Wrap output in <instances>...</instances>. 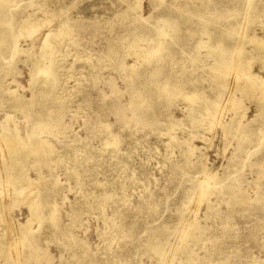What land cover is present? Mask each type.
<instances>
[{
  "label": "rangeland",
  "instance_id": "obj_1",
  "mask_svg": "<svg viewBox=\"0 0 264 264\" xmlns=\"http://www.w3.org/2000/svg\"><path fill=\"white\" fill-rule=\"evenodd\" d=\"M61 1L0 0V125L9 112L3 92L18 83L27 98L33 93V111L43 107L51 113L55 106L61 108L58 120L48 121L45 129L37 131L55 146L53 155L65 142L79 140L75 145L79 162L54 160L50 167L41 164L37 172L27 163L33 159L26 158L22 172L32 183L22 197L13 200L8 198L9 192L19 188L20 182L12 181L17 171L5 167L8 163L2 156L10 155L0 146V155L3 149L5 152L0 159V190L9 199L3 216L22 223L29 214V201L39 197L41 203L55 204L51 225L32 223L35 231L30 239L43 252L36 255L37 264H161L150 249L157 240L165 243L163 253L170 256L169 264H179L182 251L189 264H264V175L255 166L264 156V103L252 95L244 96L243 118L236 130L224 135L216 120L228 122L233 109L217 111L194 124L187 111L190 100L163 90L165 84L174 83L187 84L186 90H198L196 93L216 90L217 82L209 77L218 75L203 70L204 64L226 55L243 59L242 52L253 47L246 38L264 35L261 19L245 16L258 0H203L204 6L188 3L190 0H174L178 4L172 6L173 0H164L156 8L150 0H141L140 20L134 21L116 18L126 0H75L74 10L66 11L70 33L58 44L56 38L48 42L55 80L46 87L29 89L30 55L38 51L42 34L60 20L50 15L59 11ZM26 14H33L34 26L19 25ZM240 25L244 27L241 33H229ZM158 27L166 29L171 38L155 43ZM5 28L10 33L5 34ZM34 29L38 30L30 36ZM71 40L73 44H69ZM4 43H9V51L2 49ZM131 47L135 51L153 49L144 59L132 54ZM214 48L220 51L212 55ZM257 65L253 63L248 72L264 77V70L259 72ZM192 77L196 79L192 81ZM76 89L81 90L77 95L72 91ZM114 106H118L117 112ZM13 117L23 136L27 128H34V122L28 123L20 112ZM104 122L119 138L106 152L99 131ZM170 125L176 141L197 148L189 163L176 143L159 135ZM20 154H24L22 149L15 158ZM67 167L76 172L80 184L66 174ZM203 168L215 175L216 183H208L209 193L200 199L198 213L183 211L188 191L204 179ZM52 170L62 183L60 188L50 184ZM96 180L103 183L111 200L97 197ZM232 191L243 192L246 202L231 206ZM81 196L88 203H83ZM206 196L213 205L207 214ZM190 218L195 219L194 234L187 236L179 249L177 236ZM3 229L1 224L0 232ZM32 249L21 247L20 255ZM0 264L11 263L0 258Z\"/></svg>",
  "mask_w": 264,
  "mask_h": 264
},
{
  "label": "bare ground",
  "instance_id": "obj_2",
  "mask_svg": "<svg viewBox=\"0 0 264 264\" xmlns=\"http://www.w3.org/2000/svg\"><path fill=\"white\" fill-rule=\"evenodd\" d=\"M74 1L75 0H63L59 2L60 3L59 11L54 14L51 13V15L49 14L52 17L57 16L58 19L60 20L54 25L53 28L47 29V31L42 34V38H41L42 42L40 43L38 51L30 55L31 57L30 64H29V76L30 77H29V86H28L29 89H32L33 87H37V86L46 87L47 85L52 84V82L55 80L53 79L55 75V70H52L50 68L54 60H52L48 56L50 55V53L48 52V48H49L48 42L50 38H56L59 40V42H57L58 44L61 42L64 36L70 33V26H69L68 20L66 19V11L74 10L75 8ZM248 1L251 2V0H248ZM124 2H125L124 3L125 6L123 9H120L118 11L116 18H120V19L121 18H131L133 21L138 20V19L140 20L141 0H126ZM150 2L152 6L156 8L157 6H160L164 2V0H150ZM189 2H192L191 4L196 3L197 6L199 5L204 6L203 0H190L188 1V3ZM174 3H175L174 0L170 2L172 6H177L178 3L177 4H174ZM259 4H261L262 7ZM262 4L263 2L261 0L254 2L253 6L251 4L250 8L248 7L247 11L245 12V16H251V15H253L254 17L258 16L261 19L259 22L261 25V29L264 33V5ZM185 5H187V3L182 6H185ZM258 6L260 7L258 8ZM27 14L25 16H27ZM42 15H45V14H42ZM2 16L0 17L3 18ZM32 17H33V14H30L29 16H27V18H23L20 21L19 25L34 26V24L37 21L35 19H32ZM241 25L238 29H233V30L229 29L228 30L229 33H232V34L241 33L242 30H244V27ZM5 26H7V23L5 24ZM37 30L38 29L29 31V35L36 32ZM4 32L5 34H8V32L10 33V29L6 30L5 28ZM156 32L158 34V37L154 39L155 43H158L159 42L158 39L160 38H162V40L166 38H171L167 30L164 29L163 27H158L156 29ZM208 38L210 39V37ZM241 38L242 36L240 37V39ZM246 39L248 43H251L253 45V47L250 50L242 52V55L245 54L243 56L244 57L243 59H232L231 57H229L230 55H226V56H221V60L213 58L211 62L204 64L203 70L208 71L211 74L217 73L218 75V76L211 75L209 77L213 81L217 82L216 90L214 89L213 91H211L210 94H205L204 92H200V91L196 93V91L198 90L195 91L193 89H191L193 90V92H191L190 90H186L188 89V87H186L187 84L174 83V84L164 85L163 90L165 91L167 95L169 93L174 94L176 92V94H180V95L183 94L185 97H187L190 100L191 105L187 109V111L189 112L190 117L192 115L193 117L192 120L194 121L193 122L194 124L205 119L206 116L210 114L211 115L216 114L217 111L220 112L225 108L233 109L234 112H232V115L229 118L228 122L227 121L222 122V121L216 120L217 122L221 124L222 134L226 135L230 133L232 130H236V127H237L236 125H238V122L240 121V119L243 118L245 114L246 108L243 106V103H242L244 96L252 95L257 99L258 102L264 103V77L262 75H259L258 73L248 72V70L252 68L253 63L255 62L256 63L258 62L259 64L257 65L259 67V68L257 67L259 69L258 70L259 72L264 70V35H261L259 37L257 36L247 37ZM1 41L2 39L0 38V42ZM239 42L241 43V41ZM73 43L74 41L72 40L69 41V44H73ZM206 43L207 41L202 40V44L205 45ZM9 46H10L9 43H4L2 46V49H4L5 51L7 50L9 51L10 50ZM12 49L14 50L15 48L12 47L11 50ZM131 49L133 50V52L131 51L132 54H135L136 56H143V58L146 59L147 56L150 54L149 51L152 50L153 48L147 47L146 50L140 49L139 51L137 50L135 51V49L132 47ZM236 49H238L237 50L238 52L239 51L238 46ZM21 51H24V50L19 49V52ZM219 51H220L219 48H214L213 52H210V54L215 55V53H218ZM223 53L220 52L221 55H223ZM210 54L208 53L207 55H210ZM202 56L203 55H201L200 57ZM46 57H49L48 62H46ZM197 60L199 61L200 59L197 58ZM201 62H203V60H201ZM71 68H73V65L71 66ZM129 70L131 71V74L135 75V78L139 77L138 73L136 71H133L134 69L132 66H129ZM126 75L127 77L130 78L129 73H127ZM187 78L188 77H185L184 79H187ZM209 78H203L202 80L205 81ZM195 79H196L195 77H192V81H194ZM14 81L16 82V80ZM14 81H12V83ZM16 84L13 87L6 88L3 92V94L6 95L5 100H6V104H8L9 112H6L4 116V121H3L4 123L0 125V128H1L0 129V146L4 148L10 155L9 157H6L7 155L6 156L3 155L2 159L4 163H8V164H5V167L9 168V166H11L13 167V169L17 171L16 175L12 177V181L17 180V182H20L19 188L13 189L9 192L8 198L11 200L15 199V197L17 198L19 195L22 197L21 195L22 192L24 190H27V188L30 187L32 183V180L30 179V177L26 176L27 174L22 172L21 164L25 163L26 158L33 159V160L28 161L27 163L32 166L34 165L35 170L37 172H38V167L41 164H44L50 167L54 160L56 161L70 160L73 163L81 161L80 153L78 151L77 146H75L76 143H78L79 141L78 139L65 142V144L63 145L64 148L60 151H57V154L53 155L57 150L55 146L48 140L47 136H42L40 134H37L38 130L45 129L47 127L48 121L50 120L56 121L59 119V115L62 112L61 108L55 106L54 111L51 113H47L45 108L43 107H41L39 110L34 109L33 111L32 109L34 106V102L32 101L33 93L31 94L29 98H27L23 94L24 87L20 85H18L17 87ZM209 88H212V87L209 86ZM20 90H22L23 92H21ZM72 91L73 93H75V95H77L79 94V91L81 90L76 89ZM114 107L116 109L113 108V110L117 112L118 106H114ZM16 112H20L25 117L24 119L28 123H30V121L34 122V125H33L34 128L32 127L27 128L24 133V136L21 134L18 128V122L14 121L13 114ZM1 123H2V120H1ZM172 126L173 125H170V127L167 126L161 129L159 131V135L165 136L168 142L176 143V145H178L180 148V153H181L183 160L186 163H189L191 161V156L194 150L197 148L194 147L193 145L191 146L189 144H185L184 141H179V140L176 141V137L174 133L171 132L173 129ZM99 131H101L104 135L103 137L104 138L103 139L104 151L106 152V151L113 149L117 145L119 138L116 134L111 132V130L109 129V124L107 122L102 123ZM62 142H64V140ZM4 149L2 151L3 153H5ZM21 149L22 151H24V154L23 155L20 154V157H18V159L15 158L14 155H16L17 152L21 151ZM2 152H1V155H2ZM1 155H0V159H1ZM15 164H19L20 167L16 166ZM255 166L258 168V173L260 175H264V156ZM0 169L2 170V167ZM51 173L52 174L50 175V178H54V179L50 180V184L52 186L56 185L54 186V188H60V186H62V183L60 182L59 184L57 182L58 179L54 175L55 172H53V170L51 171ZM66 174H69L70 177L72 176L75 179L76 184H80L79 176L70 167H67ZM202 174L204 177L203 181H201L200 184L190 189L187 195L185 196V200L182 205L183 211L188 209L190 212H193V214L196 213L199 206L203 202L200 199H203L204 195L209 193L208 187L210 186V184L216 183L215 181L216 177L214 174L205 171L204 168L202 170ZM39 176L41 175L39 174ZM209 180H213V182L212 181L209 182ZM1 183L2 182H0V184ZM6 183L7 182H5V184ZM208 183H209V186H208ZM94 184L97 189L98 198H100L101 200H111L112 199V196L103 189L102 182L96 180ZM2 192L3 191L0 190V226L1 224L4 225V229L2 230V232H0V258H2L4 262L6 263L10 262L11 264H30V262L37 264V262L35 261V257L36 255L39 256V254L43 252L40 249H38L36 245L34 244V242L31 241L30 239L31 234L35 231L32 226V223L34 220L38 222L37 226L45 225L46 223H50L51 225V222H52L51 218L53 217V211L55 210L54 209L55 204H52L47 201L46 202L43 201V203H41L39 197L35 202L32 201V203L31 201L28 200L29 203H27V209H28L29 214L26 217L24 222L19 223L11 217L3 216L4 211L6 213V209L9 206L7 202V200L9 199L7 198L6 200V198H4V195L6 194L3 193L4 194L3 195ZM13 194L14 196H12ZM207 196L205 198L207 200L206 214L212 209V206H213L210 203L209 198ZM21 197L20 199H22ZM80 200L83 203H88V199L84 196H81ZM28 201L24 200V202H28ZM245 202H246V196L244 195L243 192H233L232 191L229 193L228 203L231 206L237 207V206L244 204ZM44 208L46 209L45 211H44ZM5 216H8V215L5 214ZM195 224H196L195 219L190 218V220L181 227V230L177 236L180 242V244H177V248L180 249L184 247L183 246L184 244H181V243H183L186 240L187 236L191 237L194 234ZM164 244H165L164 242L157 240L151 244L150 249L159 257L161 264H169L171 258L170 256H166L163 253ZM26 246H29L30 249L33 248L32 249L33 252L27 253L28 252L27 251V252H23V254L20 255L19 250L21 249V247H23L24 249ZM180 259L181 261L179 264H189L184 255V251H182V255Z\"/></svg>",
  "mask_w": 264,
  "mask_h": 264
}]
</instances>
